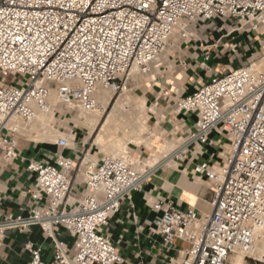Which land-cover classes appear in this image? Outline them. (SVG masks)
I'll use <instances>...</instances> for the list:
<instances>
[{"label":"built area","instance_id":"obj_1","mask_svg":"<svg viewBox=\"0 0 264 264\" xmlns=\"http://www.w3.org/2000/svg\"><path fill=\"white\" fill-rule=\"evenodd\" d=\"M235 32L264 36V0H0V151L6 163L18 157L17 121L52 112L55 90L62 106L94 110L98 89H119L136 68L148 74L178 32L197 42L199 33ZM202 66L210 59L204 52ZM252 65L214 74L175 102L178 114L196 117L186 150L203 147L211 134L228 137L231 152L222 164L200 162L193 173L210 183L206 217L157 197L152 223L164 246L184 245L177 264H264V71ZM11 77V79H9ZM77 104V105H75ZM57 145L68 147L66 139ZM180 156L175 160H179ZM140 157H106L89 168L83 197L67 207L77 165L57 156L53 164L29 160L34 174L27 217L8 216L9 229L38 226L51 241L27 245L26 264H128L104 230L126 200L141 189L146 172ZM73 239L71 248L58 230Z\"/></svg>","mask_w":264,"mask_h":264},{"label":"crops","instance_id":"obj_2","mask_svg":"<svg viewBox=\"0 0 264 264\" xmlns=\"http://www.w3.org/2000/svg\"><path fill=\"white\" fill-rule=\"evenodd\" d=\"M199 36L197 42H191V46L196 47V50L193 49L186 54L183 60L180 59L176 62L177 65L169 67L163 64L157 69H153L154 72L144 80L145 104L152 110L149 116L150 120L154 121L155 126H162L170 130L171 128L176 129V136H180L176 141L186 139V135L192 131L196 121V117L192 114L176 113V100L193 93L212 75L227 73L215 71L218 70L222 62L217 49L228 43L227 38L229 37H225L222 31L211 32L210 35L209 32H202L199 33ZM207 39L208 41H206ZM204 52L210 54L206 68L202 66ZM153 67L155 68V66ZM64 120L65 118H62L61 122ZM73 128L75 129V126ZM72 129H68V131L71 132ZM22 133L18 132L16 135L18 157L14 161L4 162L3 154L0 151V223L8 216L25 218L34 207L30 199V191L34 186L35 175L26 171L29 160L53 164L57 156H62L75 161L77 171L74 174L67 207L73 206L83 197L87 172L90 167L99 162V160L95 163L92 161L88 165L81 161V156L86 148V142L83 140L85 137L83 128H79V131L76 132L72 131L71 135L76 134L75 141L72 143V147L66 148L57 145L59 139H66L62 137L67 133L65 127L58 128L59 135L56 142L28 141L25 133ZM226 145H229L228 138L226 143L221 135L213 133L205 146L191 147L182 154L179 160H175L176 167L178 165L183 168L186 179H188L187 183L190 181L198 187L182 184V180L170 183L167 175L171 172V168H166L158 174H153L144 182L139 191L134 192L129 200L122 203L119 212L109 220L104 232L128 264L178 263L184 245L176 243L167 247L162 244L160 237L152 231V223L159 214L151 210V205L157 197H162L171 201L181 210L191 208L197 214L202 215V211H199L202 210V205L210 207L211 186L210 188L205 187L207 181L196 176L193 173V167L200 162L222 164L226 157L223 159L220 155L225 153ZM136 156L141 158L142 154H136ZM181 185H186V187ZM58 238L68 248H71L73 239L66 230L60 228ZM28 244L34 247L42 246L43 259L46 261L51 259V241L45 238L38 226H31L27 230H5L0 235V264H26L29 260Z\"/></svg>","mask_w":264,"mask_h":264},{"label":"rangeland","instance_id":"obj_3","mask_svg":"<svg viewBox=\"0 0 264 264\" xmlns=\"http://www.w3.org/2000/svg\"><path fill=\"white\" fill-rule=\"evenodd\" d=\"M222 33L225 35L226 31L223 30ZM228 39V43L223 44L218 47V56L220 57L221 65L219 66L217 71H222L224 72H230L233 71L234 69L241 68V67H248L250 65L254 64H259L262 58H264V36H261L259 34H253L250 32H235L233 33ZM208 41V39L206 40ZM191 42H187L184 39H181L179 37L178 32L175 33V35L167 42L165 49L163 52L159 55L157 58V61L154 62L150 66V70L148 74L146 75H141L138 70L135 71V78L131 77L130 73H134L133 70L129 72V76L124 77L122 79V83L119 85V89L116 90V92H112L113 95V100L115 98L119 97L122 103H128L127 107L124 108L122 111V117L126 118L130 114H134L138 111H140L141 115V122L146 128L145 138L147 139L148 137L151 138V134H154L152 143L155 144L156 148H160L163 144L166 142L170 143V145L176 146L177 142L176 139H178V136H176V129H166L165 127H158L154 125V121L150 120V112L152 111L149 109V106L145 104V97L144 91V80L147 78L148 75L152 74L154 72L153 69H157V67L161 65H166L169 67H172L174 65H177L176 62L180 61V59H184L186 57V54L191 52L193 49L196 50V47L191 46ZM211 44V43H209ZM225 50V51H224ZM224 51V53H222ZM155 66V68L153 67ZM162 70V69H161ZM1 79V76H0ZM11 79V77L9 78ZM1 83V82H0ZM125 99V100H124ZM127 99V100H126ZM124 100V101H123ZM127 101V102H126ZM77 105V104H75ZM141 108V109H140ZM145 108V109H143ZM113 109L112 104L107 106L105 109V114L103 116V119L111 112ZM51 113V112H50ZM50 113L48 114H40L41 116H49ZM53 113V126L52 129L49 130L45 135L39 136L35 138L33 141L37 140H47L50 142H56V138L58 137V128L59 127H65L67 128V133L63 135L62 137L66 138L67 136L71 135L72 131L76 132L79 131V128L84 129V134L83 136L88 137V140L86 141V148L81 156V161H84L86 164H90L92 161L96 162L101 159H97L94 157L95 153L97 150H99V146L94 143V140L96 139L97 135L100 132L101 125L97 126L95 130L93 131V134L91 137H89L88 130L84 127L80 126L81 122V116L79 113V110H70L67 108V106H62V105H57L56 109L52 112ZM79 114V115H78ZM37 116L41 117V116ZM77 116V117H76ZM35 119L30 121L29 124L24 125L21 121H17V124L20 126V130L26 131L32 128L34 125ZM62 118H65L63 122H61ZM77 118V119H76ZM102 119V120H103ZM77 122V123H76ZM147 123V124H146ZM22 125V126H21ZM75 126V129L73 128ZM100 127V128H99ZM73 128V129H72ZM77 128V129H76ZM68 129H72L71 132L68 131ZM166 129V130H165ZM162 135H161V132ZM164 131V132H163ZM171 131V133H170ZM159 132V133H158ZM119 135H121L120 132H117ZM158 133V134H157ZM148 134V135H147ZM150 134V135H149ZM147 136V137H146ZM187 136V135H186ZM222 138L226 140L227 143V134L225 132H222ZM180 137V136H179ZM67 140V138H66ZM186 139H182L178 141L179 145L178 147L185 141ZM174 142V143H172ZM176 142V143H175ZM72 147V145H69ZM228 146V145H227ZM126 147L128 148V151H131V156L132 158H136V154H142L140 158V162L142 163L139 169H143L144 163H145V158L149 155V152L143 147L139 146L137 147L134 144L127 143ZM186 152V150L184 151ZM221 152V151H219ZM184 154V153H182ZM221 157V155H220ZM94 159V160H93ZM175 162V159H174ZM223 162V161H222ZM86 165V166H88ZM177 167H179L177 165ZM167 166L164 165L161 168H159L154 174H158L162 170L166 169ZM179 170H182V167L178 168ZM151 177V176H150ZM149 177V178H150ZM189 178H192V176L188 175ZM149 178H146L147 180ZM188 182V179L186 180ZM205 181V180H204ZM188 184L196 185L195 183H192L189 181ZM210 192L212 193L211 189Z\"/></svg>","mask_w":264,"mask_h":264},{"label":"bare ground","instance_id":"obj_4","mask_svg":"<svg viewBox=\"0 0 264 264\" xmlns=\"http://www.w3.org/2000/svg\"><path fill=\"white\" fill-rule=\"evenodd\" d=\"M134 70L137 71L136 68H134ZM134 70H133V72H134ZM252 70H254L256 72L264 71V58L261 59V61L259 62L258 65L254 64L252 66ZM130 74H131L132 78L135 76V72L130 73ZM0 86H1V83H0ZM112 92H114L113 89H102V88L98 89V91L94 97L96 105H97L94 110H88L82 106H74V105H68L67 106V108L70 110H76V109L79 110L80 116L82 117L81 118L82 120L79 124L81 127H84L88 130L89 137H91L95 128L97 126L101 125L100 132L97 135L96 139L94 140V143L96 145H98L100 149L97 150L94 157L97 159L98 158L104 159L106 157L123 159V158H126L128 156H131L130 155L131 151H128V148L126 147L127 143L134 144L137 147L143 146L149 152V155L145 158V163L143 166V170L147 173L146 178H149L159 168L166 165L167 168H171V172L167 175V179L169 180L170 183L175 182V181L179 182V180H182V182H183L182 184H186L188 186H192V187L194 186L195 187V185L187 183V181H186L187 179H186L184 170H182V171L178 170L176 167V162H174V159L176 157L180 156V154L184 153V151L186 150V146H187L186 141H184L179 147H178L179 143L177 142L178 140L176 141L177 142L176 146L170 145V143L166 142L160 148L157 149L155 144L152 143L154 134H151V138L148 137L146 139L144 137L145 136L144 132H146V133H148V132L146 131V128L144 127V125L141 122V119H142L141 115H140L141 112L138 111L134 114H130L126 118L122 117V111L124 110V108L127 107L128 103H125V104H124V102L122 103V101L120 100L119 97H117V98H115V100H113ZM49 103H50L51 109L53 111L57 105H59V106L62 105V102H61V100H60V98H59V96L55 90H50ZM111 104L113 106V109L111 110V112L109 114H107L105 119H103V116L105 114V109L107 108V106H109ZM143 109H145V108H143ZM52 112L50 113L49 116H41L40 115L41 117H38V118L35 117L36 120L34 122V125L29 130L22 131V130H20L19 124H16L17 132L25 133V136H26L28 141H33L35 138L45 135L49 130L52 129V126H53L54 119H53V113ZM29 123L30 122H25L23 124L27 125ZM179 127H180V125H179ZM117 132H120L121 135H119ZM170 133H171V131H170ZM161 135H162V132H161ZM75 137H76L75 133L66 137L67 141H68V146L72 145V143H74ZM83 140H85V142H86L88 140V137L87 138L84 137ZM181 141H182V139H181ZM172 143H174V142H172ZM230 152H231V148L229 147V145L228 146L226 145L225 153L224 154L221 153V158L224 159V157H227V155H229ZM186 185L185 186L181 185V186L186 187ZM205 187L210 188V183L205 182ZM187 188H189V187H187ZM191 189H194V188H191ZM199 211H202V217H206L209 214L210 207H208L206 205H202V210H199ZM234 263L235 264H244L242 256L236 257L234 259Z\"/></svg>","mask_w":264,"mask_h":264}]
</instances>
